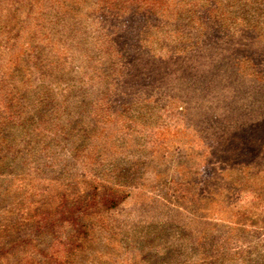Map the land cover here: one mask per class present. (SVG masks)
Segmentation results:
<instances>
[{
  "label": "rangeland",
  "instance_id": "374dc122",
  "mask_svg": "<svg viewBox=\"0 0 264 264\" xmlns=\"http://www.w3.org/2000/svg\"><path fill=\"white\" fill-rule=\"evenodd\" d=\"M62 262L264 264V0H0V264Z\"/></svg>",
  "mask_w": 264,
  "mask_h": 264
},
{
  "label": "trees",
  "instance_id": "16d2710c",
  "mask_svg": "<svg viewBox=\"0 0 264 264\" xmlns=\"http://www.w3.org/2000/svg\"><path fill=\"white\" fill-rule=\"evenodd\" d=\"M54 258H56L57 260L59 259V257H58V256H55ZM62 264H64V262H62Z\"/></svg>",
  "mask_w": 264,
  "mask_h": 264
}]
</instances>
